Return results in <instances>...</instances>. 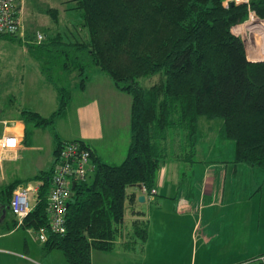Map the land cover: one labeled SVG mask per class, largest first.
Masks as SVG:
<instances>
[{"label": "trees", "instance_id": "1", "mask_svg": "<svg viewBox=\"0 0 264 264\" xmlns=\"http://www.w3.org/2000/svg\"><path fill=\"white\" fill-rule=\"evenodd\" d=\"M224 1L68 0V9L78 12L87 37L65 39L57 32L37 47L29 45L33 55L49 62L60 59L64 70L75 71L80 88L85 87L88 69L95 66L116 89L131 96L125 158L118 164L103 162L80 140L91 151L94 169L72 189L65 231L47 230L44 250H60L68 264H91L92 250H112L125 201L136 200L135 194L127 195V186L154 188L169 131L180 133L185 155H194L203 138L201 118L221 120L219 135L234 141L235 162L264 170V60L248 59L242 37L234 32L249 11L264 18V0L227 6ZM47 12L57 19L56 8ZM51 66L47 79L58 94L57 109L49 116L21 109L24 120L35 126L52 125L70 99L68 90L52 78ZM156 73L161 74L158 82L140 85V77ZM63 142L57 145L51 169L35 177L42 182L36 203L19 224L22 228H48L50 176ZM17 184L2 192L12 193ZM14 218L12 226L17 224ZM142 224L133 221L140 240L146 238Z\"/></svg>", "mask_w": 264, "mask_h": 264}, {"label": "crops", "instance_id": "2", "mask_svg": "<svg viewBox=\"0 0 264 264\" xmlns=\"http://www.w3.org/2000/svg\"><path fill=\"white\" fill-rule=\"evenodd\" d=\"M30 1L21 0L20 15L24 28H21L18 33L19 39L26 40V36L30 38L34 31L28 30L30 19L27 20L28 25L25 23L27 16L30 18L34 15V7L28 8ZM67 1L63 0L59 5L60 8L50 1L43 4L46 6L44 13L50 15L51 19V22H43L44 28L47 30L46 34L42 32L45 38L56 35L57 32H61L65 39L87 37L86 29L80 26V17L77 21L74 19L76 15H69L75 10L68 9L71 2ZM49 8L58 10L57 19L47 12ZM27 31L30 32V35L27 34L29 33ZM235 31V34L241 36L243 40L250 32L247 27L244 28L240 24L235 27ZM31 37L35 38V35ZM244 46L248 59L264 60V54L261 53L263 57L255 58L257 55L254 56L250 52L251 47L245 43ZM258 53L260 52L258 51ZM61 72L63 70H60V74ZM101 74L103 77L99 81H105L104 85L110 88L106 84L105 77L108 76L102 72ZM91 77L88 75L85 87L80 88L82 93L88 90V82H91ZM45 81L54 91V95H51V107L55 105V108L49 114L43 113L41 107L27 106H17L15 117L8 118L0 114V136L14 135L17 138L14 148L0 149V236L21 228L19 224L12 226L13 218L9 219L12 213L9 204L4 206L2 202L3 189L13 182H18L16 186L30 184V186L38 188L42 180L35 177L39 173L48 172L51 169L59 142L82 140L89 145L94 157L110 164H116L111 160L113 157L124 159L129 146L130 131H106L102 102H107L112 93L110 90L106 94L101 92L102 89H96L93 92L94 96L88 98L87 101H77L79 104L74 108L73 113L71 111L73 95L69 89V102L64 112L55 118L52 125L35 126L31 122L25 121L21 115L23 108L31 109L42 116H49L56 110L58 94L53 83L49 82L47 78ZM101 97L103 98L101 99ZM62 118L66 121L69 120L70 130H57V120ZM46 129L48 131H45ZM122 133L125 135L123 146L120 144L122 143L120 140ZM126 133L129 134V140ZM175 135L176 147L170 154L169 142ZM45 146H47L46 156L43 154ZM165 146L166 157L160 164L154 185L156 194L153 196L143 194L140 187L136 185H129L126 188L127 195L135 194L136 200L133 203L125 201L123 221L120 224L122 228L126 217L131 220L132 227L135 220L140 223L152 224V231H149L145 224L146 238L140 241L139 258L148 259L150 264H253L257 257L264 254V171H259L261 175L254 177L253 175L258 173L257 169L244 162H235L234 155L226 159L194 161L188 153L185 155L183 139L179 132L175 134L174 131H169ZM171 155L175 160H168ZM179 175L186 176V187L188 186L189 189L186 191L187 193L184 191V194H181L176 190L175 179ZM178 185L181 191L182 184ZM30 194L32 197L29 203L33 207L36 203V193L30 191L28 199ZM140 194L144 195L143 202L137 200ZM145 204L148 208L151 205L154 206V210L147 214L138 209L139 205ZM256 207L260 211L257 212ZM169 217H175L176 222H182L180 223L181 227L178 225L175 227L165 226L166 222L171 220ZM122 228H119L118 235L122 248L124 250L134 249L136 240L139 238L133 232L136 238L127 240V235L125 238L124 235H121ZM183 229L185 231H182ZM32 230L29 229L30 232ZM41 245L36 251L37 255L32 257L29 254L30 244L27 240H24L22 247L16 248H9L7 243L6 245L0 243V254L18 257L28 264H64L67 262L63 253L61 252L62 256L58 253L59 250L46 251L42 241ZM21 248L23 252L20 250ZM25 255H28L29 258ZM92 256L93 251H91V261L93 260Z\"/></svg>", "mask_w": 264, "mask_h": 264}, {"label": "rangeland", "instance_id": "3", "mask_svg": "<svg viewBox=\"0 0 264 264\" xmlns=\"http://www.w3.org/2000/svg\"><path fill=\"white\" fill-rule=\"evenodd\" d=\"M35 1V3H34ZM51 2L52 4H56L60 8V3L63 0H31L28 8L31 9V7H34L33 16H27L25 19L26 25L30 24V27H28L29 31H33V33L30 35V32L27 33L30 35L26 36V40L24 38L19 39L18 33L15 34V36L11 35H1L0 36V114L3 117H15L17 115V106H27L32 108H43L42 112L45 114H49L53 108H55V105L51 107V95H54V91L52 88L47 85L46 78L48 75L47 67L51 66V76L52 78L58 83V85L65 87L67 90L70 89L72 92V104H71V111L74 113V108L79 104L77 101L79 100H88V98H91L94 96V91L96 89H102L101 92L106 93L110 90L112 93L110 94V97L108 98L107 102H102V109H103V117L106 122V131H129L130 127V104H131V96L126 93L119 91L118 89L114 88L112 85V81L108 78H106V84L105 81L100 80L103 75L99 71V69L95 66H92L88 69L87 75L92 76L91 82H88V90L82 93L80 91V77L77 76L75 71H69L64 70L61 67L60 59L56 60V62H49L48 60H42L38 56L33 55L29 51V45H34L35 47L42 44L43 41H45V37L42 32L45 34L47 33V30L44 28L43 22L48 21L51 22L50 15H47L44 13V9L46 8L45 5L47 2ZM55 5V6H56ZM58 8V9H59ZM60 10V9H59ZM58 11V10H57ZM30 15V14H29ZM69 15H76L74 19L78 21L79 14L78 12H72ZM78 16V17H77ZM30 19V23L27 24V20ZM242 24V23H241ZM240 24V25H241ZM239 25V24H238ZM242 26V25H241ZM260 26V25H259ZM262 27V33L260 37V32L255 33V37H260L261 39L257 40V48L258 51L255 53H252L255 58L263 57L262 54H264V24L261 25ZM22 28H24V24L22 23ZM38 33H41L43 35V40L40 43H37L34 37H31L32 35H36L37 31ZM235 31V28H234ZM236 32V31H235ZM250 35V34H249ZM248 35V36H249ZM47 38V37H46ZM259 42V43H258ZM259 44V46H258ZM251 51V48H250ZM262 53V54H261ZM256 54V55H255ZM260 55V56H259ZM250 57V56H249ZM251 58V57H250ZM254 58V57H253ZM53 63V64H52ZM60 70H63L60 74ZM160 73H156L153 75L143 76L140 77L139 83L143 87H148L160 80ZM110 85V86H109ZM89 94V95H88ZM88 95V96H87ZM113 96V97H112ZM103 97H101L102 99ZM109 107H108V104ZM105 107H108L105 109ZM57 109V108H56ZM73 115V114H72ZM57 130L66 131V129L70 130V122L69 120L58 119L57 120ZM200 129L203 134L202 140L198 142L197 145V151L195 155H192V158L197 161H208L209 159L215 160V159H226L231 158L235 153V143L233 140H226L222 139L219 135V127L221 125V120L216 119L212 121H207L205 118H201L200 120ZM209 122V123H207ZM45 131H48L47 129ZM173 131V130H172ZM129 134L126 133V136L129 140ZM124 133L120 135V140L122 143H120L122 146L124 144ZM172 137V136H171ZM38 138V137H37ZM176 135L172 137V140L169 142V151L170 154L173 153V150L175 149L176 145ZM47 153V146L44 147L43 154L46 156ZM175 160L172 158V155L168 160ZM111 160L114 161V163L118 164L123 159H119L117 157L111 158ZM31 164V163H30ZM182 165H184L182 163ZM254 169H257L258 173L254 174L253 176L261 175V172L264 171L263 169L259 167H255ZM188 172V170H187ZM246 174V178H247ZM186 176L185 175H179L177 179H175V183L182 184V190L180 191V186L176 185L177 192L184 194L187 193L186 191H189L188 186L186 187ZM12 193H6L3 192L2 202L4 203V206L8 205V200L10 199ZM32 195L30 194L29 200H31ZM138 209L143 210V212H146L147 214L149 212H152L154 210V206H148L145 205H139ZM157 209V208H156ZM257 212L260 211L258 207H256ZM158 211V209H157ZM9 217V219H15L12 215ZM129 215V213H127ZM16 217V216H15ZM173 221H167L165 226L167 227H175L179 226L181 227L180 223L182 222H176L175 217H169ZM147 222V221H146ZM18 224V221H17ZM147 224V229L149 231H152V224L143 223L142 225ZM118 228H122V225H118ZM169 230L168 228H166ZM122 236L124 235V238L128 237L127 240H130L134 236V229L131 224V220L129 217H126L123 223L122 228ZM182 231H185L184 229ZM36 230H32V232L29 231V229L26 228H18L17 230H14L12 233H7L2 236H0V243L6 245L8 244L9 248H16V247H22L24 244V240H27L30 244V256H36L37 255V249L41 245V241L36 236ZM137 237V236H136ZM135 237V238H136ZM138 238V237H137ZM121 239L119 236L117 237L116 241H114V249L112 251H101V250H92L93 251V260L91 261V264H150L148 259L146 258H139V253L141 250V244L140 239H137V243L134 249L131 250H124L120 243ZM23 250L22 248L20 249ZM23 252V251H22ZM58 253L62 256L61 251L59 250ZM145 255V254H143ZM28 257V255H25ZM29 258V257H28ZM31 258V257H30ZM66 261V260H65ZM0 264H28V262H25V260L9 255V254H0ZM64 264H67L65 262ZM151 264H157V263H151ZM255 264V262L253 263Z\"/></svg>", "mask_w": 264, "mask_h": 264}, {"label": "built area", "instance_id": "4", "mask_svg": "<svg viewBox=\"0 0 264 264\" xmlns=\"http://www.w3.org/2000/svg\"><path fill=\"white\" fill-rule=\"evenodd\" d=\"M248 1L225 0L224 5L227 6L229 2L247 3ZM20 12L21 0H0V35H15L21 30L22 20ZM262 24H264V18H259L253 11H249L247 19L241 24L242 27H247L250 31V35L246 36L243 41L251 47V53L258 51L256 43L257 40L261 39V34H263ZM258 32H260V37L257 38L254 35ZM35 40L37 43L42 42L43 35L37 33ZM3 122L6 123V121ZM16 144V136H0L1 150L12 149ZM93 169L94 162L91 159V151L80 140H67L62 143L50 176V187L47 194L48 228L41 227L36 230V236L40 241L44 242L47 240V230L54 233H63L65 231L68 199L73 189L72 182L75 181L78 184L85 180ZM140 185V190L143 194L152 196L156 194L155 188L148 191L145 184ZM38 188L30 186V184H24L17 186L13 190L9 201V208L16 216L18 224L22 222L23 218L32 208L28 199L29 192L34 191L36 193ZM254 262L255 264H264V254L257 257Z\"/></svg>", "mask_w": 264, "mask_h": 264}, {"label": "water", "instance_id": "5", "mask_svg": "<svg viewBox=\"0 0 264 264\" xmlns=\"http://www.w3.org/2000/svg\"><path fill=\"white\" fill-rule=\"evenodd\" d=\"M231 3H233V2H231ZM75 185H76V182L75 181H73L72 182V186H73V188L75 187ZM137 187H140L141 185L140 184H135ZM137 200L139 201V202H143L144 201V195L143 194H140L138 197H137Z\"/></svg>", "mask_w": 264, "mask_h": 264}]
</instances>
